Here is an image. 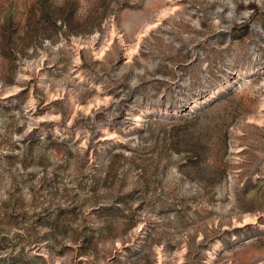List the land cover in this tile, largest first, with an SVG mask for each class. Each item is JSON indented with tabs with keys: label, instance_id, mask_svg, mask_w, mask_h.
Listing matches in <instances>:
<instances>
[{
	"label": "rangeland",
	"instance_id": "374dc122",
	"mask_svg": "<svg viewBox=\"0 0 264 264\" xmlns=\"http://www.w3.org/2000/svg\"><path fill=\"white\" fill-rule=\"evenodd\" d=\"M0 264H264V0H0Z\"/></svg>",
	"mask_w": 264,
	"mask_h": 264
}]
</instances>
